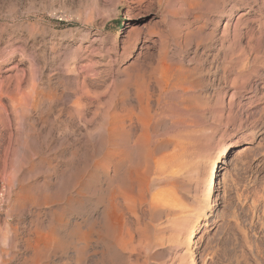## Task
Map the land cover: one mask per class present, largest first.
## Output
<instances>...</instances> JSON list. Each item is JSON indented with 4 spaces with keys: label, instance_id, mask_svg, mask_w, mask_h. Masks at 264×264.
Segmentation results:
<instances>
[{
    "label": "rangeland",
    "instance_id": "1",
    "mask_svg": "<svg viewBox=\"0 0 264 264\" xmlns=\"http://www.w3.org/2000/svg\"><path fill=\"white\" fill-rule=\"evenodd\" d=\"M168 64L188 78L185 96L162 91L159 75ZM15 79L39 106L25 126L38 150L18 154L13 182L0 153V252L9 251L0 264H264V0H0V83ZM145 79L156 101L153 146L184 152L173 180L177 208L187 212L149 210L136 198L126 218L131 235L115 240L104 224L115 183L95 167L104 151L98 131L101 116L124 117L132 88ZM79 94L78 115L71 99ZM155 181L153 195L166 189ZM208 194L211 214L196 235L193 262L187 234Z\"/></svg>",
    "mask_w": 264,
    "mask_h": 264
},
{
    "label": "bare ground",
    "instance_id": "2",
    "mask_svg": "<svg viewBox=\"0 0 264 264\" xmlns=\"http://www.w3.org/2000/svg\"><path fill=\"white\" fill-rule=\"evenodd\" d=\"M11 51V50H10ZM3 52V51H2ZM11 53V52H9ZM7 55V54H6ZM2 59V58H1ZM9 59V58H8ZM167 61V60H166ZM163 63V62H162ZM165 63V62H164ZM167 63V62H166ZM2 67V66H1ZM170 65L168 64V67L166 66V68H164L162 66V68H164L161 72H160V83L162 85H165L164 88H163V92L168 95V96H171V97H177L176 95L179 94V92H182L183 95L185 96L184 93L186 92H189L188 90V87L189 85H187V79L184 77L183 75V72H181L180 70H177L176 68L174 69V67L172 68H169ZM179 67V66H178ZM159 68V67H158ZM180 68V67H179ZM184 68V67H182ZM2 69V68H1ZM160 69V68H159ZM161 70V69H160ZM184 70V69H183ZM157 72V71H156ZM189 72V71H187ZM189 74V73H188ZM26 75V74H25ZM140 75V74H139ZM145 75V74H144ZM143 75V77H144ZM27 76V75H26ZM136 76V75H135ZM187 76V75H186ZM29 77V76H27ZM26 77V78H27ZM137 77V76H136ZM148 77V76H147ZM156 77V76H155ZM158 77V76H157ZM158 77V78H159ZM31 78V77H30ZM34 78V77H33ZM140 78V77H139ZM20 79V78H19ZM28 79V78H27ZM26 79V80H27ZM36 78H34V81ZM193 79V78H192ZM16 80V79H15ZM15 80H11L9 82H7V85L6 87L4 86V83H0V98L3 99V98H6L8 99L6 103L0 102V125L3 127V130L0 131V153L4 155L3 157V160L1 161L3 163V167L5 168V170H8V169H11V171L8 173L7 175V178L9 179V181L13 182L15 179H17L18 177V170L16 171V162L18 160V154L21 153V152H24V151H27L29 150V148H33L34 150H36L37 148H34L33 146H36L38 147V144L36 143L35 140H33V137H31V134H29V130L28 128L26 129L25 126H27V120H30L31 117L30 116V112L31 111H35V109H37L39 106H34L35 104V99L34 98H30V97H26L25 96V90H27L25 87V90L23 91L22 89L19 90V86H20V82H25V80L22 81V77H21V80L19 81H15ZM33 80V79H32ZM135 80V79H134ZM142 80V79H141ZM151 80H154V79H151ZM190 80V79H189ZM136 81V80H135ZM28 82V81H27ZM31 82V79L29 81V83ZM132 82V81H131ZM137 83H140V80L138 82V79L136 81ZM190 82V81H189ZM36 83V82H34ZM154 83V81L152 82ZM194 83V82H193ZM23 84V83H22ZM28 84V83H27ZM26 84V85H27ZM39 84V83H38ZM134 84V83H133ZM160 84V86H161ZM88 85V84H87ZM130 85H132L130 83ZM194 85V84H193ZM25 86V85H24ZM32 86H34L32 84ZM31 86V87H32ZM84 86V85H83ZM23 87V85H22ZM35 87V86H34ZM39 87V85H38ZM37 87V91L39 90V88ZM5 88L7 89L8 91V94L5 93ZM28 88H30V86L28 85ZM79 88V87H78ZM84 88V87H83ZM86 88V87H85ZM84 88V89H85ZM88 88V87H87ZM87 88L85 90H87ZM191 88V87H190ZM34 89V88H33ZM36 89V88H35ZM132 92H133V98H132V101L130 102H127L129 103V106L126 108V104H124L125 106H122V107H125L126 109H124V117H120V118H114V119H108L107 116L105 118H107L106 121L102 116V120H104V124L102 122V126H101V130L98 131V133H100L101 135V141H100V148L103 149V156H102V159L100 161H98L95 165V167L97 168L96 170H100L102 171L103 173H106L107 176L110 177V182L112 180V182H114V187H113V190L111 189L112 191V194L110 195V198L113 197L110 201V204L108 205L107 207V210L105 211V218L104 220L106 221V223L104 222V224H106L105 228L107 227L108 231L110 232L109 235L114 237L115 240H118V239H121L123 238L124 236L130 234L131 235V232H130V229L127 227V221H126V218H127V214L129 213V211L131 210V208L134 206L135 204V201L138 200L136 198H139L140 202L142 204H144L145 206H147L149 208V210H156L158 212V208H166V210H169L171 213H180L182 210V208H177V203H178V200H177V192L175 190V186L177 184H175L174 182V178L176 177V174H178L180 172V168H178V165H179V162H183V151L182 149H177V146L176 148L174 149V151H167L168 149V146H169V143H166L163 145V143H157V145L153 146V142H152V136L150 134V131H149V128H150V124L152 121V124L153 123V118L155 115H153L154 113V107L156 105L155 104V100H154V94H153V87H152V84L147 82L146 79H145V82H143L142 84H139L136 86L134 85V87L132 88ZM29 90H32V89H29ZM28 90V91H29ZM76 91L77 88L75 89ZM81 90V88L79 89ZM83 90V89H82ZM6 91V92H7ZM17 91V92H16ZM33 91V90H32ZM51 91V90H50ZM92 91V90H91ZM89 92L91 93V95H98L96 92L95 94H92V92ZM127 91H131V87H129L127 89ZM160 91V93L162 92ZM22 92V93H21ZM55 92V90H54ZM131 92V93H132ZM191 92V91H190ZM193 92V91H192ZM20 93L22 94V99L20 100L19 97L17 96V94ZM32 93V92H31ZM39 93V92H38ZM42 93V92H41ZM67 93V92H66ZM77 93V92H76ZM81 93V92H80ZM83 93V91H82ZM81 93V94H82ZM88 93V94H89ZM128 93V92H127ZM156 93V91H155ZM159 93V92H158ZM68 94V93H67ZM70 94V93H69ZM73 94V92H72ZM81 94H79L80 96H78L77 98H75V95L74 96V99L72 98L71 101L72 102V105H71V108L73 109V112L75 114H80L79 113V104H81V99L80 102H79V98H81ZM86 94V95H88ZM163 94V95H165ZM192 95V93H190ZM41 95V94H40ZM45 95V94H44ZM64 95V94H63ZM84 95V94H83ZM157 95V94H156ZM161 95V96H163ZM165 95V96H166ZM180 95V94H179ZM178 95V97H179ZM188 96V94H186ZM17 96V97H15ZM25 96V97H24ZM65 96V95H64ZM85 96V95H84ZM83 96V97H84ZM163 96V97H165ZM182 96V95H181ZM183 96V97H184ZM190 96V95H189ZM194 96V95H193ZM39 97V96H38ZM72 97V96H71ZM93 97V96H92ZM115 97V96H114ZM114 97H112L113 99H115ZM117 97V96H116ZM129 97H131L129 95ZM128 97V98H129ZM162 97V98H163ZM36 98V97H35ZM66 98V97H65ZM87 98V96H86ZM95 98V97H93ZM118 98V97H117ZM127 98V97H126ZM157 98V97H156ZM186 98V97H185ZM6 99H3L6 100ZM27 99H30V103L27 101ZM43 99V98H42ZM45 99V98H44ZM43 99V100H44ZM51 99V98H50ZM54 99V98H53ZM58 99V98H57ZM55 99V100H57ZM60 99V98H59ZM68 99V98H67ZM99 98H97V101H98ZM164 99V98H163ZM176 99V98H175ZM179 100L181 98H178ZM189 99V97H188ZM190 99H191V96H190ZM24 100V101H23ZM94 100V99H92ZM90 100V101H92ZM122 100H125L122 99ZM127 100V99H126ZM162 100V99H161ZM167 100V99H166ZM165 100V101H166ZM171 99H169L170 101ZM185 100V99H184ZM39 101V100H38ZM37 101V102H38ZM48 101V99H47ZM51 101V100H50ZM54 101V100H53ZM52 101V102H53ZM69 102L70 99H68ZM89 101V102H90ZM175 101V100H174ZM181 101V100H180ZM42 101H39V103H41ZM51 102V103H52ZM60 102H62L60 100ZM65 103V99L63 101ZM113 102V101H111ZM115 102V101H114ZM118 102V100H117ZM38 103V104H39ZM56 103V102H54ZM63 103V104H64ZM110 103V102H109ZM169 103V102H168ZM187 103V102H186ZM44 104V102H43ZM59 104V103H58ZM67 104V103H66ZM64 104V105H66ZM88 105L90 103H87ZM106 104V103H105ZM116 104V103H115ZM189 104V103H187ZM191 104V103H190ZM194 104V103H192ZM48 105H50V103H48ZM52 105V104H51ZM85 105H86V102H85ZM93 105V104H92ZM121 105V103L119 104ZM166 105V104H165ZM170 105V104H169ZM175 105H178L177 103ZM185 105V103H184ZM45 106V105H44ZM44 106L42 108H44ZM54 106V105H53ZM56 106V105H55ZM84 106V105H83ZM159 106V105H157ZM163 105L161 104V107ZM168 106V105H167ZM181 106V104H180ZM41 107V106H40ZM47 107V106H45ZM62 107V106H61ZM118 107V105H117ZM116 107V108H117ZM159 106V108H161ZM164 107V106H163ZM166 107V106H165ZM164 107V108H165ZM175 107V106H174ZM181 107H184V106H181ZM178 106V108H181ZM193 107V105H192ZM66 108V106H65ZM68 108V107H67ZM82 108V107H81ZM80 108V109H81ZM84 108H86L84 106ZM100 108V107H99ZM112 108V107H111ZM121 108V106H120ZM164 108H161V109H164ZM171 108V107H170ZM186 107H184L185 109ZM50 109V108H49ZM57 109V108H56ZM62 109V108H61ZM69 109V108H68ZM67 109V110H68ZM90 109V108H89ZM173 109V108H172ZM171 109V110H172ZM176 109V108H175ZM187 109V108H186ZM199 109V108H198ZM198 109H196L198 111ZM39 110V109H38ZM46 110V109H45ZM53 110V108H52ZM55 110V109H54ZM66 110V112H67ZM112 110V109H110ZM114 110V109H113ZM116 110V109H115ZM122 110V109H121ZM160 110V109H159ZM165 110V109H164ZM167 110V108H166ZM192 110V109H191ZM190 110V111H191ZM41 111V110H40ZM48 111V110H47ZM57 110H55L56 112ZM65 111V110H64ZM82 111V110H81ZM80 111V112H81ZM90 111V110H89ZM109 110H107L108 112ZM169 111V110H168ZM174 111V110H173ZM182 111V110H180ZM194 111V110H193ZM51 112V111H50ZM58 112V111H57ZM63 112V111H62ZM85 112V111H84ZM106 112V111H105ZM111 112V111H110ZM115 112V111H114ZM118 115H119V110L117 111ZM164 112V111H163ZM162 112V113H163ZM172 112V111H171ZM174 112H177V115H178V110L177 111H174ZM173 112V113H174ZM187 112V111H185ZM184 112V113H185ZM34 113V112H33ZM37 113V112H36ZM44 113V112H43ZM59 113V112H58ZM72 113V112H71ZM70 113V115H71ZM91 113V112H90ZM121 113V111H120ZM166 113V112H165ZM182 113V112H181ZM189 113V112H188ZM193 113V112H192ZM195 113V112H194ZM52 114V113H51ZM56 114V113H55ZM74 114V115H75ZM157 114V113H156ZM168 114V113H167ZM171 114V113H170ZM175 114V113H174ZM172 114V116L174 115ZM183 114V113H182ZM187 114V113H186ZM191 114V112L189 113ZM197 114V113H196ZM33 115V114H31ZM98 115V114H97ZM160 115V114H159ZM52 116V115H51ZM58 116V115H57ZM73 116V115H71ZM70 116V117H71ZM104 116V115H103ZM115 116V114H114ZM171 116V115H170ZM179 117H181L180 115H178ZM183 116V115H182ZM190 116V115H189ZM33 117V116H32ZM80 117V116H78ZM111 117V115H110ZM157 117V116H156ZM188 117V116H187ZM61 118V117H60ZM84 118V117H83ZM87 121H88V117H86ZM161 118V117H160ZM163 118V116H162ZM171 118V117H169ZM176 118V117H175ZM186 118V116H185ZM191 118V116H190ZM55 119V118H53ZM59 119V118H58ZM77 119V118H76ZM75 119V120H76ZM158 119V118H156ZM154 118V122L156 120ZM172 119V118H171ZM176 119H179V118H176ZM175 119V120H176ZM183 119V118H182ZM187 119V118H186ZM57 120V119H56ZM84 121L85 118L83 119ZM101 120V121H102ZM168 120V119H166ZM180 120V119H179ZM185 120V119H183ZM191 120V119H189ZM33 121V120H32ZM35 121V119H34ZM37 121V120H36ZM55 121V120H54ZM67 121H68V118H67ZM71 121V120H70ZM68 121V122H70ZM77 121V120H76ZM80 121V120H79ZM78 121V123H79ZM82 121V120H81ZM80 121V122H81ZM86 121V122H87ZM157 121V120H156ZM161 121V120H160ZM188 121V120H187ZM186 121V122H187ZM83 122V121H82ZM159 122V121H158ZM157 122V123H158ZM36 123V122H35ZM34 123V124H35ZM71 123V122H70ZM77 123V122H75ZM88 123V122H87ZM93 123V121L91 122ZM178 123V121L176 122ZM191 123V122H190ZM28 126L30 127H33V123H31V121L29 122L28 121ZM50 124V122H49ZM51 124H54L53 122ZM50 124V125H51ZM80 124V123H79ZM94 124V123H93ZM97 124V123H96ZM99 124V123H98ZM179 124H181L179 122ZM178 124V125H179ZM183 124V122H182ZM181 124V125H182ZM189 124V122L187 123ZM74 125V123H73ZM77 125V124H76ZM84 125V124H83ZM82 125V127H83ZM95 125V124H94ZM176 125V124H175ZM191 125V124H190ZM21 126H22V129H21ZM49 126V125H48ZM78 126V125H77ZM92 126V125H91ZM152 126V125H151ZM160 126V125H159ZM177 126V125H176ZM183 126V125H182ZM186 126V125H185ZM29 129H33V128H30ZM36 127V125H35ZM38 127V126H37ZM50 127H53V125H51ZM50 127L48 129H50ZM75 127V126H73ZM81 127V128H82ZM88 127V125L86 126ZM85 128V127H84ZM90 128V127H88ZM95 128V127H94ZM152 128V127H151ZM160 127H158L157 129L159 130ZM186 128V127H185ZM83 129V128H82ZM87 129V128H86ZM85 129V130H86ZM91 129V128H90ZM156 129V130H157ZM161 129V128H160ZM23 130V131H22ZM34 130V129H33ZM36 130V129H35ZM34 130V132H35ZM84 130V131H85ZM92 130V129H91ZM95 130V129H94ZM93 130V131H94ZM50 131V130H49ZM48 131V133H49ZM90 132V130H87ZM86 131V132H87ZM32 132V131H31ZM51 132H53V130H51ZM92 133V132H91ZM156 133V132H155ZM155 133H152V134H155ZM159 133V132H158ZM161 133V132H160ZM95 134V136L97 135L96 133H93ZM88 135V134H87ZM90 135V134H89ZM99 135V134H98ZM159 135V134H158ZM92 136V135H91ZM94 136V135H93ZM94 136V137H95ZM90 137V136H89ZM88 137V138H89ZM156 137V136H155ZM161 138V134L160 136H158ZM157 137V138H158ZM183 137V136H182ZM181 137V138H182ZM87 138V137H86ZM85 138V139H86ZM167 138V137H165ZM164 138V139H165ZM91 138H89L88 140H90ZM96 139H98L96 137ZM180 139V138H179ZM100 140V139H99ZM181 140V139H180ZM185 140V139H183ZM91 141V140H90ZM156 141V140H155ZM158 141V140H157ZM156 141V142H157ZM97 142V141H96ZM160 142V141H159ZM172 142V141H171ZM180 142V141H179ZM183 142V141H182ZM93 143V141H92ZM188 143V142H187ZM50 143H47L46 146L48 147ZM94 144V143H93ZM98 145V142L96 143ZM176 144V143H174ZM55 145V144H54ZM88 145V144H87ZM91 143H90V147H91ZM95 145V144H94ZM178 145V144H176ZM185 145V144H184ZM187 145V144H186ZM190 145V144H188ZM83 146V145H82ZM89 146V145H88ZM87 146V147H88ZM164 146V148H163ZM171 146V145H170ZM46 147V148H47ZM89 147V148H90ZM97 147V146H95ZM99 147V145H98ZM97 147V148H98ZM166 147V149H165ZM181 147V146H180ZM190 147H192L190 145ZM57 148V147H56ZM84 148V147H83ZM170 148V147H169ZM172 148V147H171ZM183 148V147H182ZM49 149V148H47ZM51 149V148H50ZM54 149V148H53ZM161 149H165V150H161ZM187 149V148H186ZM193 149V148H192ZM31 150V149H30ZM32 150V151H34ZM38 150V149H37ZM94 150V149H92ZM99 150V154H101L102 150L100 151ZM98 150H96L95 152L97 153ZM184 150V149H183ZM189 151L191 149H188ZM31 151V152H32ZM85 151V150H84ZM163 151V152H162ZM185 151V150H184ZM36 152V151H35ZM88 152V150H87ZM92 153L94 151H91ZM183 152V153H182ZM192 152V151H191ZM240 152V151H239ZM86 153V152H84ZM83 153V155H84ZM91 153V154H92ZM27 154V153H26ZM185 154H187V152H185ZM184 154V158L186 157V155ZM189 154V152H188ZM87 156V153L85 154ZM182 155V156H181ZM29 156V155H28ZM90 156V155H88ZM96 156V155H95ZM99 158V156H96ZM27 158V157H26ZM86 157H84V159L82 160H86L85 159ZM93 158L92 160H95L94 157H91ZM91 158H90V161H91ZM180 158L181 161H180ZM240 158V157H239ZM89 159V158H88ZM50 161V160H49ZM90 161H88L90 163ZM96 161V160H95ZM187 161V159H186ZM50 163V162H49ZM52 163V162H51ZM84 163V162H83ZM82 163V165H83ZM93 163V162H92ZM91 163V165H92ZM184 163V162H183ZM183 163H180L181 165H183ZM155 164V166H154ZM186 164V163H185ZM80 165V164H79ZM81 165V166H82ZM85 165V164H84ZM86 165H88V163L86 162ZM50 166V165H49ZM52 166V165H51ZM184 166V165H183ZM212 166V165H211ZM87 167V166H86ZM153 167H154V170H153ZM181 167V166H180ZM186 167V166H184ZM81 168V167H80ZM83 168V167H82ZM182 168V167H181ZM21 169V168H20ZM19 169V170H20ZM87 169V168H86ZM90 169V168H88ZM87 169V170H88ZM184 168H182L183 170ZM208 169V168H207ZM50 170V169H49ZM52 170V169H51ZM80 170V169H79ZM83 171L85 169H82ZM82 170H81V173H82ZM94 168L91 170L93 171ZM86 171V170H85ZM84 171V172H85ZM210 171V170H209ZM50 172V171H49ZM95 172V171H94ZM99 172V171H98ZM55 173V172H53ZM80 173V174H81ZM100 173V172H99ZM50 175V174H49ZM55 175V174H53ZM154 175V176H153ZM105 175H103L104 177ZM48 177V176H47ZM53 177V176H52ZM95 178L97 177L96 175L94 176ZM102 177V178H103ZM106 177V176H105ZM179 176H177L178 178ZM50 178V177H49ZM48 178V179H49ZM101 178V179H102ZM176 178V179H177ZM19 179V178H18ZM47 179V181H48ZM85 179V177H84ZM97 179V178H96ZM99 179V178H98ZM107 179V178H106ZM157 179H160L162 182L161 184H164V187L166 189H164V191H162L161 193L159 194H155L153 195L152 192L153 189H152V185H153V182ZM103 180V179H102ZM105 180V179H104ZM159 180V181H160ZM16 181V180H15ZM78 181V180H77ZM99 181V180H98ZM106 181V180H105ZM157 181V182H159ZM79 182V181H78ZM108 182V180H107ZM105 182V183H107ZM155 181V184L157 183ZM207 182V181H206ZM209 182V181H208ZM77 183V182H76ZM83 183H84V180H83ZM51 184V183H50ZM86 184V183H85ZM112 184V183H111ZM159 184V185H161ZM210 184V183H208ZM75 185V182L74 184ZM78 185V184H77ZM110 185V184H109ZM83 186V185H82ZM81 186V188H82ZM100 186V184L98 185ZM108 186V185H107ZM157 186H158V183H157ZM208 186V185H207ZM211 186V185H210ZM224 186V185H223ZM78 187V186H77ZM84 187V186H83ZM101 187V186H100ZM109 187V186H108ZM156 187V186H154ZM159 187V186H158ZM161 187V186H160ZM159 187V188H160ZM79 188V187H78ZM83 189V188H82ZM86 189V188H85ZM103 190V189H102ZM107 190V189H106ZM109 190V189H108ZM160 190V189H159ZM84 191V190H83ZM178 191V190H177ZM56 192V191H55ZM54 192V194H55ZM180 192V191H179ZM58 192H56V195H57ZM103 193V192H102ZM162 193H164V196L165 197L163 200H159V199H153V198H150V197H162ZM53 194V193H51ZM108 195V193H106ZM43 195V194H42ZM106 195V196H107ZM47 196V195H46ZM78 196H81L78 195ZM109 196V195H108ZM107 196V197H108ZM45 197V196H44ZM103 197V196H102ZM118 198H123L125 200V204H122L121 199L118 200ZM39 199H37L36 201H38ZM44 201V200H43ZM106 201V200H105ZM31 201H29L30 203ZM107 202V201H106ZM139 201H137L136 203H140ZM183 202V201H182ZM34 203L36 204V202L34 201ZM107 204V203H106ZM37 205H38V202H37ZM41 205V204H40ZM39 205V206H40ZM43 205V204H42ZM31 205H28V207H30ZM38 206V207H39ZM183 206V205H182ZM36 207V206H35ZM43 207V206H42ZM27 208V207H26ZM34 208V207H33ZM37 208V207H36ZM184 208V207H183ZM179 209H182V210H179ZM201 209V208H200ZM105 210V209H104ZM102 211V210H101ZM155 211V213H156ZM186 210H184L183 212H185ZM145 212V210H144ZM143 212V213H144ZM161 212V211H159ZM167 212V211H166ZM163 212L162 213H166ZM187 212V211H186ZM154 213V211L152 212ZM151 213V214H152ZM154 213V214H155ZM169 213V212H168ZM172 213V214H173ZM101 214V213H100ZM148 214V213H147ZM150 214V215H151ZM153 214V215H154ZM167 214V213H166ZM211 214V202H210V195L208 194L207 197H206V202H205V206L202 208V211H201V214H199V216L201 215V219L198 220L196 222V224L193 226V228L191 229V231L187 234V241H188V244L192 246V251L189 253L190 254V261H193L195 260V255H196V251H197V248H196V243H195V239H196V235L197 233L205 226V224H207V219L209 218ZM98 215V214H97ZM170 215V214H169ZM168 215V216H169ZM183 215V214H182ZM185 215V214H184ZM99 216V215H98ZM178 216V215H177ZM170 217V216H169ZM176 217V216H175ZM183 217H186L183 216ZM173 218V217H172ZM179 218V216H178ZM98 219V218H97ZM171 219V217H170ZM175 219V218H174ZM174 219L172 220L174 222ZM181 219V218H180ZM96 220V219H95ZM103 220V221H104ZM102 222V220H100ZM99 223V222H98ZM175 223V222H174ZM104 224H103V227H104ZM173 224V223H172ZM99 225V224H98ZM102 226V225H101ZM174 226V225H173ZM176 228V227H175ZM103 230V229H102ZM102 230L100 232H102ZM107 231V230H105ZM105 231H104V234H105ZM98 232V231H97ZM136 233V232H135ZM99 234V232H98ZM107 234V233H106ZM105 234V235H106ZM104 235V236H105ZM103 236V237H104ZM108 236V235H106ZM105 236V237H106ZM136 236V235H135ZM102 237V238H103ZM104 237V238H105ZM109 237V236H108ZM16 238V236L14 237ZM18 238V237H17ZM100 238V237H99ZM110 238V237H109ZM109 238H106V239H109ZM18 240V239H17ZM16 240V241H17ZM110 241V240H109ZM38 242V241H37ZM101 242V241H99ZM15 243V242H14ZM187 243V242H186ZM12 244V242H11ZM10 244V245H11ZM13 245V244H12ZM114 247H115V244H113ZM15 245L11 246L12 248L14 247ZM18 246V245H17ZM40 246V245H39ZM110 246V245H109ZM108 246V247H109ZM112 247V246H111ZM11 248V249H12ZM9 249V250H11ZM13 249H16L15 247ZM8 250V249H7ZM37 250V249H36ZM191 250V249H190ZM189 250V251H190ZM38 251V250H37ZM42 251V249H41ZM9 252V251H8ZM7 251L4 252V253H1L0 252V258H3L5 255H7L8 253ZM12 252V251H11ZM9 254V253H8ZM34 254V253H33ZM7 257V256H5ZM41 257V256H40ZM42 259V258H41ZM27 261V259H26ZM33 261L34 263V260H31ZM189 261V260H188ZM3 262V261H2ZM1 262V263H2ZM29 262V261H28ZM27 262V263H28ZM187 262V261H186ZM3 264V263H2ZM38 264V263H36ZM187 264V263H186Z\"/></svg>",
    "mask_w": 264,
    "mask_h": 264
}]
</instances>
